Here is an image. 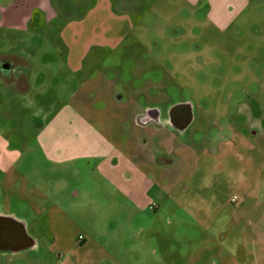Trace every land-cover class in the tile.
<instances>
[{"label":"rangeland","instance_id":"374dc122","mask_svg":"<svg viewBox=\"0 0 264 264\" xmlns=\"http://www.w3.org/2000/svg\"><path fill=\"white\" fill-rule=\"evenodd\" d=\"M61 1L0 0V164L22 172L12 192L0 184V205L36 241L14 264H264V0L221 29L206 0H142L130 33L77 72L61 31L94 0ZM175 104L192 115L185 128L139 124ZM64 106L116 145L103 162L39 145ZM144 138L167 141L161 178L125 160Z\"/></svg>","mask_w":264,"mask_h":264},{"label":"crops","instance_id":"0c3cea01","mask_svg":"<svg viewBox=\"0 0 264 264\" xmlns=\"http://www.w3.org/2000/svg\"><path fill=\"white\" fill-rule=\"evenodd\" d=\"M206 1L209 7L206 19L219 29L232 23L251 4L250 0ZM139 2L141 3L142 0H94V4L88 7L86 13L80 14L76 20L70 21L61 31V39L67 46L66 62L69 71H80L84 67L83 61L90 54V50L93 47H116L130 33L129 29L132 24L130 10L135 9ZM187 2L190 5H194L198 0H188ZM88 5L89 3H87ZM116 5L122 8L120 9L121 11L114 8ZM55 18H57V13L54 11L48 20L54 21ZM13 69V66L4 67L2 76L6 80L12 79ZM18 81L21 83L19 85L21 91H26L29 88L28 76L22 75ZM119 98V95L116 96V101H119ZM135 102L136 100L132 97L131 99L129 98L127 103ZM125 107H127V104H125ZM65 111L67 112V118L62 122L61 116ZM144 115L145 109L139 113L138 119L140 120L139 117H144ZM162 117L163 115L161 114L160 120L163 125H167L168 122H174L173 124L178 126L177 129H181L190 123L192 115L188 114L187 108V111L185 109H177L173 111L172 116L171 113L170 115L166 113V116ZM148 120L138 122L141 126H148L152 123L156 128L161 129L163 127L161 123H155L151 121L152 119ZM65 136L68 138L65 139ZM37 138L39 139V145L48 152L52 151L60 155L62 152H70L74 148L79 152L80 157L97 158L101 159V162L116 150V145L110 139L95 131L80 113L71 108H66V106L58 110L38 131ZM65 140L69 143H66ZM166 142H164V145L162 143L155 144L150 150L147 148L146 138L142 141L144 143L143 146L130 144L131 149H129L125 160L130 164L131 168L154 167L160 173L159 177L161 178V169L164 168L166 170L168 164H170ZM83 143L86 146H83ZM50 158L56 160L52 153ZM67 158L70 159V157ZM19 168H21L20 163L6 162L3 165L0 164V184L1 187L3 186L2 189L4 191L12 192L8 191V189L15 185L17 174L21 172ZM13 215L14 213L12 212L2 211L0 205V220L5 224L2 218H11L14 222L10 224L14 231L18 233V230L23 226L26 235L19 234V237H21L20 242H17V238L12 239L7 236L0 240V264H14L13 253L34 248L36 245L35 239L28 233L25 224L21 220L14 218Z\"/></svg>","mask_w":264,"mask_h":264},{"label":"flooded vegetation","instance_id":"af4514ba","mask_svg":"<svg viewBox=\"0 0 264 264\" xmlns=\"http://www.w3.org/2000/svg\"><path fill=\"white\" fill-rule=\"evenodd\" d=\"M63 1H65V0H62L60 3L63 4ZM184 107L185 108H180V109H185L187 111V107L186 106H184ZM170 110H169V112L167 114L170 115V113H171V116H172L173 111H170ZM161 114L163 115L162 111L158 107H156V106L155 107H152V108H147V109H145V115H144V117H139L140 120L138 119V121L139 122L140 121L143 122V121H149L148 119H152L151 121H153L155 123H158V124H160V123L162 124V121L160 120V115ZM188 114L191 116L189 110H188ZM177 122H179V121H177ZM177 122H176V124H177ZM173 123L174 122H172V123L168 122L167 125L169 127L173 128L174 130H178L177 129L178 126H175ZM168 160H169V158H168ZM13 230L14 229L12 228V226H9L7 224H4L3 221L0 220V240H3V238L6 237V236L7 237L12 236L13 237L14 236V234H13L14 231ZM20 238L21 237L18 236L17 242H20ZM0 244H1V242H0Z\"/></svg>","mask_w":264,"mask_h":264},{"label":"water","instance_id":"95a60500","mask_svg":"<svg viewBox=\"0 0 264 264\" xmlns=\"http://www.w3.org/2000/svg\"><path fill=\"white\" fill-rule=\"evenodd\" d=\"M180 108H185L184 107V105H175V106H173L172 108H171V110L170 111H176L177 109H180ZM3 220H4V222H5V224H7V225H9V226H11V224L10 223H13L14 221L11 219V218H9V217H3L2 218ZM19 225V224H18ZM14 231V230H13ZM12 233V232H11ZM23 234V235H26V232H25V229L23 228V226L20 228V230H18V233L16 232V231H14V236L12 237V236H9L10 238H18V236H19V234Z\"/></svg>","mask_w":264,"mask_h":264},{"label":"trees","instance_id":"16d2710c","mask_svg":"<svg viewBox=\"0 0 264 264\" xmlns=\"http://www.w3.org/2000/svg\"><path fill=\"white\" fill-rule=\"evenodd\" d=\"M66 1V0H65ZM65 1H63V4L65 3ZM61 5H63L62 3H60Z\"/></svg>","mask_w":264,"mask_h":264}]
</instances>
